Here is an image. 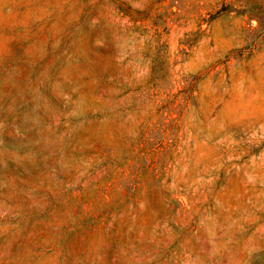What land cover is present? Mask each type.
Wrapping results in <instances>:
<instances>
[{"label": "rangeland", "instance_id": "obj_1", "mask_svg": "<svg viewBox=\"0 0 264 264\" xmlns=\"http://www.w3.org/2000/svg\"><path fill=\"white\" fill-rule=\"evenodd\" d=\"M0 264H264V0H0Z\"/></svg>", "mask_w": 264, "mask_h": 264}]
</instances>
